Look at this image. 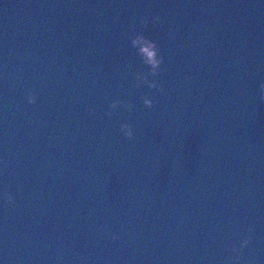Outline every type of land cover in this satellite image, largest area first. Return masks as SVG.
<instances>
[{
	"label": "water",
	"instance_id": "water-1",
	"mask_svg": "<svg viewBox=\"0 0 264 264\" xmlns=\"http://www.w3.org/2000/svg\"><path fill=\"white\" fill-rule=\"evenodd\" d=\"M249 235L227 264H264V0H0L5 264H222Z\"/></svg>",
	"mask_w": 264,
	"mask_h": 264
},
{
	"label": "clouds",
	"instance_id": "clouds-1",
	"mask_svg": "<svg viewBox=\"0 0 264 264\" xmlns=\"http://www.w3.org/2000/svg\"><path fill=\"white\" fill-rule=\"evenodd\" d=\"M160 16L156 15L152 18V23H158L160 21ZM132 46L138 47L141 49V51H145L149 53V59L147 63L151 66V75L157 76L161 70V65L163 64V57L160 55L159 48L157 44L151 40H148L143 34L134 33L132 38ZM147 84L151 89H158L160 87L159 82L157 80H153L149 83L148 77L145 75H137L136 76V87H141L142 85ZM29 104H35L37 103V97L33 94H29L27 97ZM143 103L148 108H152L154 106V100L150 96H144L143 97ZM121 106L120 101H113L110 105L111 109H117ZM129 108H131V105H129ZM92 111H95L92 109ZM107 115H112V112L109 111ZM120 132L122 135H124L127 138H132L135 135L134 128L132 125L128 123H124L120 126ZM7 196V203L9 205H12L15 203V197L12 193H6ZM253 229H249V232H252ZM118 237L116 234L112 235V239H117ZM252 241V236L249 235L245 239L241 241V244L239 247L233 246L228 249V251L232 254L230 257L231 259H235L236 261H239L240 259V250L241 248H246ZM0 264H5L3 259H0Z\"/></svg>",
	"mask_w": 264,
	"mask_h": 264
}]
</instances>
